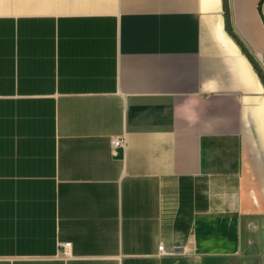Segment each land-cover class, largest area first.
<instances>
[{"label": "crops", "instance_id": "1", "mask_svg": "<svg viewBox=\"0 0 264 264\" xmlns=\"http://www.w3.org/2000/svg\"><path fill=\"white\" fill-rule=\"evenodd\" d=\"M227 3L0 0V264H264V0Z\"/></svg>", "mask_w": 264, "mask_h": 264}, {"label": "built area", "instance_id": "2", "mask_svg": "<svg viewBox=\"0 0 264 264\" xmlns=\"http://www.w3.org/2000/svg\"><path fill=\"white\" fill-rule=\"evenodd\" d=\"M125 146H126V140L125 139L118 138V139H113L112 140V148H113V150L118 148V147L125 148ZM61 246L64 249L63 252L66 253L67 251L70 250L71 243H64V244H61ZM159 253L162 254V255H173V254H175V251H166L164 249V245H160L159 246Z\"/></svg>", "mask_w": 264, "mask_h": 264}, {"label": "water", "instance_id": "3", "mask_svg": "<svg viewBox=\"0 0 264 264\" xmlns=\"http://www.w3.org/2000/svg\"><path fill=\"white\" fill-rule=\"evenodd\" d=\"M226 11H227V15H228V17H229V11H228V3H227V0H226ZM227 24H228L229 32L232 34V30H231V26H230L229 18H228ZM243 49H244V48H243ZM245 52H246V54H248L247 51H245ZM249 57H250L251 61L253 62V64L257 67L258 74H259V76L261 77V79H262L263 82H264V75H263V73H262V70L257 66L255 60H254L251 56H249Z\"/></svg>", "mask_w": 264, "mask_h": 264}]
</instances>
